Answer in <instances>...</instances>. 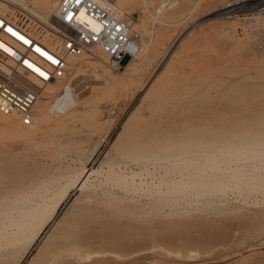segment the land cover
Instances as JSON below:
<instances>
[{
	"label": "rangeland",
	"instance_id": "obj_1",
	"mask_svg": "<svg viewBox=\"0 0 264 264\" xmlns=\"http://www.w3.org/2000/svg\"><path fill=\"white\" fill-rule=\"evenodd\" d=\"M136 1L118 2L144 49L127 70L93 46L69 57V112L36 130L0 114L19 131L0 126V264H264V12L241 33L209 1L169 51L131 17ZM81 209L75 243L62 228Z\"/></svg>",
	"mask_w": 264,
	"mask_h": 264
},
{
	"label": "built area",
	"instance_id": "obj_2",
	"mask_svg": "<svg viewBox=\"0 0 264 264\" xmlns=\"http://www.w3.org/2000/svg\"><path fill=\"white\" fill-rule=\"evenodd\" d=\"M30 8L22 0H0V112L14 114L23 125L34 124L35 105L49 84L63 83L51 99L50 111L57 112L56 102L65 91L73 97L66 76L69 57L98 46L108 56L109 66L119 70L124 55L131 59L142 52L129 14L111 0H52L44 19ZM215 12L223 18L239 17L243 33L247 17L264 12V0H224ZM82 14L98 27L94 29Z\"/></svg>",
	"mask_w": 264,
	"mask_h": 264
},
{
	"label": "bare ground",
	"instance_id": "obj_3",
	"mask_svg": "<svg viewBox=\"0 0 264 264\" xmlns=\"http://www.w3.org/2000/svg\"><path fill=\"white\" fill-rule=\"evenodd\" d=\"M24 1L25 3H28L31 5V11L33 13H35L38 17L44 19L48 16V13H49V9H50V5H51V2L52 0H22ZM113 1L115 4L119 5V1L120 0H111ZM165 5V4H164ZM197 5V4H196ZM120 6V5H119ZM122 7V6H120ZM160 12V11H159ZM130 17V16H129ZM82 18L86 19L90 25L96 29L98 27L97 23L92 20L90 17L86 16L85 14H82ZM157 18V17H156ZM142 48V47H141ZM144 49H142L143 51ZM88 51V50H87ZM86 51V52H87ZM85 53V52H84ZM140 55V54H139ZM79 56V55H78ZM82 56V55H81ZM97 56V55H96ZM71 57H76V56H71ZM80 57V56H79ZM70 59V58H69ZM98 59V58H97ZM96 59V60H97ZM133 59V58H131ZM91 61V60H90ZM99 61V60H98ZM130 61V59H128V61L123 64L124 66V69L126 68H129V65H131L130 63H128ZM97 62V61H96ZM100 62V61H99ZM104 62V61H103ZM98 63V62H97ZM100 66H102V62H100ZM128 63V65H127ZM105 64V63H104ZM103 64V65H104ZM126 65V67H125ZM96 66V65H95ZM122 66V67H123ZM105 67V65H104ZM121 67V68H122ZM99 68V67H98ZM120 68V69H121ZM127 70V69H126ZM73 83H71L72 85ZM58 86V84H55L54 83H51L49 84L47 87H46V90H47V93L50 94L52 93L53 94V97H51V95H47L46 97L50 96L49 98H52L54 99L57 94L56 93H53L54 91V87L56 88ZM62 86H63V83H62ZM73 86V85H72ZM58 90H59V86H58ZM57 90V92H58ZM74 90V89H73ZM76 92L74 90V95L73 97H70V94L68 91H65L64 92V96L58 100L56 102V105L58 106V110H57V113L59 114H65L67 112H69L73 107L74 105H76L79 101L78 97L76 96ZM43 102V101H42ZM40 100L36 103L35 105V109H34V114H35V122L34 124L32 125H27V126H30L29 128H32V129H35L38 127V125L40 126L41 123L45 122L46 120V116H54L53 114H51L49 111H50V104H47L46 107L42 106L41 103H42ZM45 105V104H44ZM73 112V111H72ZM1 115L5 116L6 118H9V117H12L15 115L14 114H3L0 112ZM71 115V113H69ZM62 116V115H61ZM17 118V117H15ZM51 119V118H49ZM18 120V119H17ZM9 119L4 121V122H1L0 121V126L2 128H4L5 130H7L8 132H10L11 134L13 135H17L19 133V131L11 126L9 123H8ZM19 121V120H18ZM20 122V121H19ZM39 128V127H38ZM29 131L31 132H34L30 129H28ZM36 130V129H35ZM149 145V144H148ZM162 146V145H161ZM210 156V155H208ZM94 170H86L84 171L80 176L79 178H77V181H80L79 182V189L81 190H85L86 188V185H87V179L91 176V173L93 172ZM62 196V195H61ZM64 198V197H63ZM58 199H61V198H58ZM56 200V199H55ZM63 202V200H62ZM61 205V200H57L53 205H51V207L49 206V210L48 212L44 215L45 217H43V219L41 220V222L35 226V228L31 229L30 230V240L34 241L41 233L42 231L44 230L45 226L47 225V223L56 215L58 209H59V206ZM86 205H84L85 207ZM46 208H44L45 210ZM48 209V208H47ZM46 209V210H47ZM46 212V211H45ZM44 212V213H45ZM74 216L71 218V220L67 222H65L64 224V227L62 229H67V231H69V236L74 238L75 240V243H76V240H80V238L82 237V233H79L78 230L80 227L82 226H85V221L87 219L86 217V214L84 213V210H80L79 212H75L73 214ZM40 221V220H39ZM58 226V225H57Z\"/></svg>",
	"mask_w": 264,
	"mask_h": 264
},
{
	"label": "crops",
	"instance_id": "obj_4",
	"mask_svg": "<svg viewBox=\"0 0 264 264\" xmlns=\"http://www.w3.org/2000/svg\"><path fill=\"white\" fill-rule=\"evenodd\" d=\"M170 1L137 0L131 5L127 3V8L131 7L132 9L131 17L140 19L142 33L149 29L151 33L155 31L167 35L166 38L159 40L170 41L169 51L179 48L189 34L197 32L198 17L205 18L209 14V1L215 2L217 0H178L174 5H169ZM199 5L204 12L200 15H193ZM192 16L194 19L190 20ZM172 35L176 36L171 39Z\"/></svg>",
	"mask_w": 264,
	"mask_h": 264
},
{
	"label": "water",
	"instance_id": "obj_5",
	"mask_svg": "<svg viewBox=\"0 0 264 264\" xmlns=\"http://www.w3.org/2000/svg\"><path fill=\"white\" fill-rule=\"evenodd\" d=\"M129 59V57L127 55H124L121 59V63L122 65L125 64L127 62V60Z\"/></svg>",
	"mask_w": 264,
	"mask_h": 264
},
{
	"label": "snow or ice",
	"instance_id": "obj_6",
	"mask_svg": "<svg viewBox=\"0 0 264 264\" xmlns=\"http://www.w3.org/2000/svg\"><path fill=\"white\" fill-rule=\"evenodd\" d=\"M8 31H9V32H12V29L9 28ZM12 34H13V35H18V34L15 33V32H12ZM20 39H23V37H20ZM25 42L27 43V41H25ZM37 51H39V49H37ZM49 59H51V57H49Z\"/></svg>",
	"mask_w": 264,
	"mask_h": 264
}]
</instances>
